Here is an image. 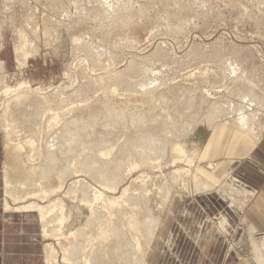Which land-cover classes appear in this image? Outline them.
I'll return each instance as SVG.
<instances>
[{
  "label": "rangeland",
  "instance_id": "374dc122",
  "mask_svg": "<svg viewBox=\"0 0 264 264\" xmlns=\"http://www.w3.org/2000/svg\"><path fill=\"white\" fill-rule=\"evenodd\" d=\"M109 4L113 5V12L118 11L119 7H122L126 4L129 9L130 19L126 22H122L121 24V21L117 20L113 16L114 14H116L115 12L111 13L112 10L110 9L106 13L103 12L102 9L106 8H102L98 0H0V61L2 62L4 67L2 71H0V129L2 127L1 118L3 116V112L8 111L12 113L13 110L17 109L18 104L20 103L22 104V106H24L23 110L27 111L26 114L28 115L34 109L36 111L37 108H40V110H37L39 114L42 113V115H45L46 113V119L45 116L42 117V115L40 114L39 117H41V119H38L39 121H35V124H33V128L34 126H38L40 128H34L35 132H37V129L39 131V133L37 132L38 134L35 133L36 136L34 135L35 137L38 136L36 140L31 137V133L24 132L23 134L26 133V136L24 137L21 133L22 131L20 130V128H18L19 126H17L19 123H16V130L14 131L17 135L14 136V139L21 137L18 140L22 141L23 139H27V141H36L35 143H33V147H29L31 150L26 145L27 149L25 148L23 152H21L22 156L30 154L29 156L36 157H33V160H35L34 163H37L39 155L41 157L43 156L41 152L42 149H39L40 151H38L37 139H39V141H43L42 139H49L48 141H50V138L53 136L51 134L57 133L60 130L59 128L63 126L62 124L71 122V120H69L71 119L70 116H72V120L76 118L77 115V118H82V120L85 119L84 121L89 120L90 117L88 116V113L93 109L91 107H88L89 105L94 108H96L97 106L98 108H100V106L102 107V105L100 104L103 103V105H110L109 107H113L112 109H115L116 111L119 110L120 112L125 111L126 108V110L130 109V111L125 112L127 114L129 112V115L130 112H137V114H140L144 111L142 115H145V121H147L148 119L150 120L151 117L152 120H150L151 122H149L151 123L152 127H155L157 125L156 118L158 120L160 119V121L165 120L169 125H171V123L180 124L177 118L178 115L176 116L174 114L182 112L184 106L181 108L180 105L177 106V112L175 111L176 105L180 104V102H182L183 105L184 103L188 105L190 104V102H192L191 106H189L190 108L193 107L192 109L186 107V109L189 110V114L191 116L194 113H200L202 115L208 113V111H211L210 109H213V106H215L214 101H216L215 104H218L219 107H223V104L226 105L227 101H230L232 100V98H234V95L237 101L239 100V97L237 99L238 95L236 94L237 91H235V82L238 80L239 76L236 80L235 77H233L232 74L229 73L230 70L227 67V63H230V65L234 64L233 66H236L240 69L242 68L244 72H247L246 75L248 77H245L249 80L251 78L249 82L250 88L255 89L254 93L256 92L255 95L261 99L262 107H264V0H110ZM94 6L96 8H94ZM85 12H87V14ZM34 28L36 29V31ZM30 32H33V34H31ZM115 32L116 35L114 34ZM22 37L26 38L24 39ZM21 46L24 48L17 52L16 48ZM90 47L92 49L91 51L89 49ZM35 49H37L38 52L35 51ZM88 49L93 54L95 60L93 59V57H91V53L90 55H87ZM97 50H100V52ZM22 53H27L28 57L25 61V65L21 67L19 66L17 58ZM128 66L130 67V70L131 68H133L134 70H131L130 72ZM214 75L216 78L214 77ZM245 77L244 81L242 79L244 83H238L236 86L240 87L242 85L246 87L248 84H246L245 82H247L248 80H246ZM103 78H105L106 80H103ZM93 79L96 83H94ZM119 80L124 82L126 81V83H120ZM88 81H91V83H88ZM101 82H103V84H101ZM133 82H138L137 84H152L151 86L153 88L148 85L150 87H148L150 90H148L147 92L149 93L154 89L156 90L155 94L165 93L167 97L165 103L163 101V106L161 105L162 102L161 104L160 102H157L159 104H156L155 101L152 104L151 102L149 103L147 100L149 99L150 101V98H144L145 100L143 99L142 101L145 103H143L141 101L143 91L138 87L136 88L137 84H134ZM23 83L27 84L28 88L8 95H3V90L5 89V87L17 90L19 85ZM154 83H157L158 85L156 84L155 86ZM96 84H99V87ZM126 84L128 86H126ZM100 86H104L102 88L103 91L101 89H96L100 88ZM110 86L113 87L111 88ZM129 86L131 87L129 88ZM134 87L139 90V92ZM160 87L162 89H160ZM245 87L240 88L246 89ZM80 88L82 92L85 93L86 91L87 93L86 95H84V97L82 96L84 93L82 94L80 92ZM167 88L171 91H169ZM199 88L202 89L200 90ZM82 89L85 90L83 91ZM95 89L97 91H95ZM205 89L207 92H204ZM113 90L116 92H114ZM137 92L139 94L141 92L142 93L139 95ZM200 92L203 93V95H201ZM208 92L210 93V96ZM78 93L79 97L77 95ZM132 93H135L137 95H133ZM155 94H152L150 96L151 99L156 96ZM16 96H19V98L15 99ZM169 96L171 99L168 98ZM196 98L198 102L204 99L201 103L204 107L201 108L202 106H200V110L197 109L198 106H195V103H197L195 102ZM96 99H98L97 103L95 102ZM83 100H85V104L87 103L88 106L87 104H84ZM168 100H170L169 103ZM146 101L148 102V104ZM134 104H137L138 106ZM153 104L154 110L157 111L158 108L160 110L158 109L157 112L154 111L152 109ZM208 104L211 106H209ZM72 105H75L76 108L72 107ZM142 105L146 107L142 108ZM155 105H158V107ZM159 105H161L162 107H159ZM66 106L68 108H66ZM78 106L81 109L82 107H84V109L78 110V112L83 111L85 115L83 113V115L80 114L81 112H77V109L79 108ZM171 106L172 108H174L172 109ZM194 107H196L195 111ZM43 108H45L46 112L45 110H43ZM72 108L76 110L74 111ZM134 108H136L137 111ZM87 109L88 112H85V110L87 111ZM186 109L184 108V110ZM41 110H43L45 113H43V111ZM65 110L69 111H67L66 113ZM133 110L136 112H134ZM173 110L175 112H173ZM187 110L186 112H188ZM202 110H205L206 112H202ZM148 111L150 113H148ZM161 111L163 113H161ZM186 112H184L185 115ZM48 113L50 114L49 118L51 119L47 117V115L49 116ZM86 114L89 118H85ZM161 114L163 118L160 117ZM200 114L198 116H202ZM224 114H222L223 116L221 115L220 117H226V115ZM62 115H64V118H66L65 120L67 122L63 120L64 118ZM60 116L62 119H58V117ZM42 118L45 122L42 120ZM257 118L259 123L255 122V126L257 125L256 129L259 126L262 127L261 131H259L261 135L259 142H261L264 137L263 108L259 111V115ZM50 120L52 122H50ZM54 120L57 121V123ZM60 121L63 123H61ZM107 121L108 120L104 116H99L97 117V119H95V121H93L94 127L91 125V129L89 128V131L93 134L88 131L90 135H92L90 136V139L94 142L96 141L97 143L98 141H109L113 145L122 144L123 142H125V144L123 143V145L126 146L127 142L125 139L133 136V133L136 130L134 132H131L132 130L127 129L126 126L129 125V122L126 121V119H123L121 124H116V126L113 122ZM160 121H158V124L160 123ZM147 122L140 123L142 125H138V127H141L143 129L144 125H146ZM149 122L147 123L148 126L150 125ZM152 123L156 124L153 125ZM12 124L13 126L15 125V123H11V126ZM192 125L193 123H190V126ZM109 126L112 133H110V135H112L113 137L108 133L110 132V130L108 129ZM120 126L121 129L126 128L128 133L125 129H122L121 131ZM151 126H149L150 129L152 128ZM220 126L222 127L221 124L217 126L216 134L213 137L212 135H210L211 129H208V127L204 124L202 126H199V130H197L199 132H197L198 135L197 133L195 134L198 137L200 135V140L205 142V144L210 143L211 145L212 141L215 138H217V141L218 138L224 140V137L226 136L224 135L223 137L222 133L227 132V130L222 132L220 130ZM15 127L12 128L15 129ZM42 127L45 129H43ZM112 128H115V130H113ZM150 129L148 130L149 132H153L154 134L160 133V131L156 128V130H153L152 128V131ZM193 129H195L194 126ZM117 130L119 134L117 133ZM125 132L126 134H124ZM113 133L115 136L113 135ZM39 135H41L42 137ZM196 135H193V137ZM48 136L50 138H48ZM123 136L125 137V139ZM197 136L194 137V139L197 138ZM197 139L199 140V138ZM217 141V146L214 147V150L210 153L207 160L210 163L218 164V166H216V169H218L219 171L215 169L216 171L214 173L213 170L211 171L205 169L204 164H199L198 162H196L197 160H195L194 162L198 164L196 165V163H194L192 169H196L198 167L204 168L205 174L208 175V177H211L213 182L218 185H223L225 183V179L218 178L221 174V169L223 168V164L220 163H227V161H229L230 159L239 157L240 150L242 154H246V150H244V147L240 145L239 139L237 137L232 140L233 143L224 141H220L217 143ZM2 142V132L0 130V165L5 160L3 150L4 142L3 144ZM118 146L120 148L122 147L121 145ZM117 147L113 149H116V152L112 151L115 154L111 152L112 155L114 154V157H118L119 155V153L117 152L119 148L117 149ZM84 151L87 152L86 150H83V152ZM236 151L238 152L236 153ZM31 153H33L34 155ZM169 154V151H165L163 154H161L160 158L158 156L157 159L156 156H151L152 159L155 158L157 160H152V163L157 162V166H155V168L153 167V169L151 167H140V169H136V171L134 170V173H132L131 171L127 174H124L126 177L124 176L122 187L123 184H125L124 187L129 186L131 188L130 194L132 191L135 192H132V195H138L140 193V191L136 192L137 186L138 190H140V188L143 189L145 186V188L148 187L147 189H149V187L150 189L151 187L153 188V191L149 189L151 192V194L149 195V199L151 201L149 200V202L153 203H149V205H151V210L154 211L153 215H156L155 217H157L158 214H160L158 215V217H162V210H165L166 206H164L160 202V196L156 192V187L153 185L165 180L163 178L168 177V174L172 173V171L174 170V167L171 166L170 163L171 155ZM114 157L111 156L110 159ZM41 159L42 158L39 159L40 163ZM158 159H161V162L163 164L161 162L158 163V161H160ZM168 159H170V161ZM165 160H167L168 163H166ZM164 165H166V167ZM180 165L184 164L181 163ZM219 166H221V168ZM141 168L142 170L146 168L144 170L145 172H143ZM160 168L161 170H159ZM183 168L187 169V167ZM0 170V264H44V252L42 248L45 244L48 243L56 249V260L52 264H66L67 262L64 261V263L61 260L62 254L60 252L59 244H66L65 238L67 237L69 232L73 233L77 230L86 229L85 225L88 211L84 210L83 208H80V210L78 208H74L73 206H77L75 205L74 201L70 197L67 198V196L61 195L65 192V187H63L62 190L57 193L60 194H58L59 197H64L62 199H64L67 207V209H65V214L69 217V219L62 226L63 232L65 231L64 236L58 237L57 239H43L40 235L38 215L35 212L29 211L27 213H18L17 211L12 210L3 212V203L6 199L3 194L1 166ZM140 172L143 174H140ZM148 173L151 175H149ZM140 176H142V178H146L148 176V179L146 178L143 180ZM78 178L84 179V176L82 175ZM55 181L53 180V182ZM142 181L145 182L143 183ZM137 182L141 183L143 186L139 184L141 186L140 187ZM54 184H56V182L53 183V185ZM131 184H133V186ZM135 185L137 186L134 187ZM132 187L135 189L133 190ZM92 188L96 189V186L93 185ZM177 191L181 193L180 190ZM58 195L55 194V196L57 197ZM150 196L152 199L150 198ZM214 196H216L217 198H212L213 196L206 194L205 196L203 194H198L193 197H183L180 202L176 203L175 201H173L170 205H168L169 207L167 206L168 214L170 215L175 209L174 216L176 218V221L172 222L173 224H171L172 232L170 231V238L172 241L161 251L156 264H211L213 262L214 264H223L224 255L229 249L234 251L237 250L236 255L246 261L250 260V258H253L251 246L249 247L250 244H248V237L246 234L248 231L247 226L250 223L246 226V224L243 223L242 220V218L244 219L247 214V206L245 207V205L249 203L248 201H250L252 197L251 192L248 190V194L245 195L244 193H241L238 194V196L235 195L234 197L236 204H241L240 206L242 207V211H237L236 209L231 208L237 211L236 213L239 217V235L237 237L238 239L234 243L229 240V237H227V240L224 241L223 236L217 235L216 226H214L215 221H207L209 218H213V210L216 207H218V209H222L224 207L226 208L225 201H227V199L224 198L225 201L222 199H220L219 201L216 193H214ZM51 197L54 198V195ZM155 200L157 201L153 202ZM71 203L74 204L71 205ZM42 204L45 205V203ZM223 210L224 212H227V208L226 210ZM246 221L249 222L250 220ZM205 222L210 223L206 224ZM206 229L209 230L208 232H210L211 238L212 240L214 239V242L209 240H201L200 236L202 235V233H204V231L207 232ZM241 238H243L244 240L242 241ZM197 242H199L198 244L200 245H204V251H206L205 256L200 253L194 254L195 245L197 244ZM211 253H214L215 255L211 257Z\"/></svg>",
  "mask_w": 264,
  "mask_h": 264
},
{
  "label": "bare ground",
  "instance_id": "6f19581e",
  "mask_svg": "<svg viewBox=\"0 0 264 264\" xmlns=\"http://www.w3.org/2000/svg\"><path fill=\"white\" fill-rule=\"evenodd\" d=\"M21 1H23V0H21ZM109 1L110 0H98L101 7L106 8V9H102L104 13L108 12L109 9L112 10L111 13L115 12V11L113 12V9H112L113 5H110ZM11 4H13V3H11ZM94 8H96V7L94 6ZM85 13L87 14V12H85ZM115 13L116 14H114L113 16L117 20L121 21V24H122V22H126L130 19L129 9H128V6L126 4L123 5L122 7H119L118 11H116ZM118 27H119V24H118ZM35 31H36V29H35ZM112 32H114V31H112ZM31 34H33V32ZM114 34L116 35V32ZM114 34H113V36H114ZM22 38L25 39L26 37H22ZM33 38H35V37H33ZM108 41H110V40H108ZM77 43H78V41H77ZM102 46H103V44H102ZM104 46H105V44H104ZM117 46H118V44H117ZM91 47L89 48L90 51L92 50ZM22 48H24V47H22V46L17 47L16 51L19 52ZM89 49L87 50V55L88 54L90 55V53H91L89 51ZM98 49H99V47H98ZM35 51H37V49H35ZM97 51L100 52V50H97ZM85 52H86V50H85ZM106 53H107V50H106ZM101 54H103V53H101ZM95 55H96V53H95ZM27 57H28L27 53H22L20 56H18L17 59H18L19 66L22 67L25 65V61H26ZM91 57H93V54ZM93 59H94V57H93ZM100 60H102V59H100ZM233 65H230V63L229 64L227 63V67L230 70L229 73L232 74V76L235 77L236 80H237L238 76H239V78L241 76V78L240 79L238 78V80L235 82V88H236L235 91H237V93H236L238 95L237 99L239 97V100L236 101V99H235L236 97L234 95L233 96L234 98H232L233 101L232 100L227 101L226 105L223 104L224 105L223 107L222 106L219 107L218 104H215L216 101H214L215 103L214 102L213 103L215 106H213V109H210L211 111H208V113H205L204 115L199 113L202 116H198L199 115L198 113H196V114L194 113L193 115L190 116L189 110H187L186 107L191 106L192 102H190V104H188V105L186 103H184V105H183L182 102H180V104L176 103L177 104L176 108H175L176 112L178 109L177 106L180 105L181 108L184 106V108L188 111V112H186V110H184V108H183L184 112H186V115H189V116H186L184 114L183 110H182L183 114H182V112L181 113L178 112V114L174 113L176 116L178 115L177 118H178L181 125L180 124H172L171 122H169V123H171V125H169L168 122H166L165 120L160 121V119L158 120L156 117H154V118H156L157 125L155 127H152L151 123H150L151 122L150 120H152V118L150 117V114H149L150 120L149 119L147 120L148 122L150 121L149 126H151L153 128V130L155 128L157 130H159L160 131L159 134H154L153 132L148 131L150 129V127L147 125L148 122L145 121V119H144L145 115L144 114L142 115V113L144 111L141 113L139 112L142 115L141 116L140 114H137V112H136L137 110H136V108H134L136 111H134V110L133 111L136 113L130 112V115H129V112H128V114L125 113L126 111H130V109H128V108H127L128 110H126V108H125V111H123L124 112L123 113V112H120L119 110H118L119 111L118 112L115 109H112L113 107L112 108L109 107L110 105L109 106L103 105V103L102 104L99 103L100 105H102V107L99 105L100 108H98V106L96 108H94L90 105L88 106V104L86 103L88 107L93 108L92 110H90V108H89L90 112L88 113V116L90 118L86 114L85 118L88 117L89 120L84 121L85 119L82 120V118L81 119L77 118L78 115L76 118H74L72 120V116L69 115L71 117V119H69V120H71V122L70 123H64L65 125L62 124L63 126H61V128H59L60 130L57 133H55V134L50 133L51 135H53L51 138L48 136V138H50V141H48L49 139L48 140L42 139L43 141H41V140L39 141V139H37L38 151H40L39 149H42L41 152H42L43 156L41 157L38 154L39 155L38 158L39 159L42 158L41 163H40L39 159H38L37 163H34L35 162V160H33L34 156L31 157V156H29L30 154L29 155L27 154L26 156L21 155V152H23V150L26 148V145L28 148L33 147V145H34L33 143H35L36 141L35 142H33L32 140L27 141V139H25V140L23 139L22 141L18 140L21 137L14 139V136L17 135V134H15L16 132L14 131V130H16L15 126H16V123L17 124L19 123L17 126H19L18 128H20V130L22 131L21 132L22 135L25 137L26 133H31V135H32L31 137H33L36 140V138L38 136L35 137L36 136L35 133H37V132L39 133V131L37 129V132H35L34 128L38 127V126H34V128H33V124H35V121L36 122L39 121L38 119H41V117H39V116H40V114L42 115V113L39 114V112L37 111L38 109L40 110V108H37L36 111H35V109L34 110L32 109L34 112L33 111H31L30 113L28 112L29 113V115H28V114H26L27 111L23 110L24 106H22V104L20 103V104H18L17 109L13 110L12 113H10L8 111H4L3 116L1 118V126L2 127L0 129L2 132V138H3V142H4V144H3V142H2V144H3V150H4V156H5L4 162H2V164L0 165L1 169H2L3 194H4V197L6 199L3 203V209H4L3 212H6L8 210L17 211L18 213H23V212L27 213L29 211L35 212L38 215V219H39L38 223H39V227H40L41 238H43V239H57L58 237L64 236L65 231L63 232L62 226L69 219V217L65 214V209H67V207H66V203H65L64 199H62L64 197H62V196L59 197L60 194L57 193L60 190H62L63 187H65V189H64L65 192H64V194H61V195H65V196H67V198L70 197L74 201L75 205H77V206H73V207L78 208L79 210H80V208H83L84 210L88 211V215H87V220H86V225H85V228L87 230L86 229H84L85 231L84 230H77L73 233L69 232V234L65 238L66 244H59L60 252L62 254V257H61L62 262L65 261L68 264H156L158 256L161 253V251L164 249V247L166 245L168 246V244L172 241L170 238V234L172 232L171 231V224H173L172 222L176 221V218L174 216V214H175L174 210L175 209L172 212L173 214L171 213V215H170V214H168L167 206L170 205L173 201H175L177 203V202H180V200H182L183 197L188 198L190 196L193 197V196L198 195V194H203L204 196H205V194L214 196V193H216L219 200L222 199L225 201V199H227L228 202L225 201V206L227 207V209H230L232 212H235V213L239 210L242 211V207L240 206L241 204L237 205L234 197H235V195L238 196V194H241V193H244L245 195L248 194V189L245 187V185L240 180H238V178H236L234 176L233 172L235 171V168L237 167V163L236 162H227V163L222 162V163H220V164H223V168L221 169V174L218 172L220 174L219 177L216 174L215 175L218 178L225 179V183L223 185L222 184L218 185L215 182H213L211 177H208V175L205 174L204 170L205 169H208L211 171L213 170V172L215 173V171L218 170V169H216V166H218V164L208 162L207 159L210 155V146L211 145H210V143L205 144V142L200 140L201 139L200 135H199V137L197 136L199 133L197 131V130H199L198 129L199 126H202L203 124L206 125L208 127V129H211L210 135H212V137H213L216 134L217 126L221 124L222 127L220 126L221 127L220 130L222 132L227 130V132L222 133L223 137H224V135H226L224 137L225 142H232V140H234L236 137L239 139V141H242V143H244V144H257L259 142V140L261 138L259 131H261L262 127L259 126L256 129L257 125L255 126V124L259 123L258 118H257L259 115V111L262 110V108L264 110V107H262V103H261L262 101L259 97H257L255 95V93H256V92L254 93L255 89L250 88L249 82H250L251 78L249 80V79H246V77H245V76H247L246 75L247 72H244L242 70V68L240 69V68L233 66ZM132 66H133V63H132ZM237 66H238V64H237ZM3 68H4L3 64L0 61V71H2ZM131 70H134V69L131 68ZM131 70L129 67L130 72H131ZM223 70H224V68H223ZM213 73H215V72H213ZM222 76H223V74H222ZM3 77H5V76H3ZM214 77H215V75H214ZM244 77L246 80H248L247 82H245L246 84H248L247 85L248 87L241 85L240 86L241 88H243V87L246 88V89H241L240 87H238L236 85L238 83L243 84L244 83L243 82ZM100 78H102V77H100ZM105 78H103V80ZM242 79H243V81H242ZM98 80H99V78H98ZM121 80H123V79H121ZM121 80H119V82L123 83L124 81H121ZM101 81H102V79H101ZM107 82H108V80H107ZM88 83H91V81L90 82L88 81ZM94 83H96L95 80H94ZM124 83H126V81ZM137 83H134V84H137ZM101 84H103V82H101ZM154 84L156 86L157 83H154ZM154 84H153V86H154ZM148 85H149V83H142V84L136 85V88L138 87L140 90L143 91V94L141 96L142 97L141 101L144 98H147V99L150 98V101H149V99L147 100L149 103L151 102V104H152L155 101L156 104H159L157 102H160V104H161V102H162L161 105L163 106V101L165 103V100L167 97L166 94L165 93L155 94L156 90L154 89L151 92H152V94H155L156 96L155 97L152 96L153 99H151L150 96L152 94H151V92L149 93L147 91L150 90L149 86H151L152 84L149 86ZM159 85H161V84H159ZM164 85H166V84H164ZM126 86H128V85L126 84ZM161 86H163V85H161ZM103 87L100 86V88H96V89H101L103 91V89H102ZM130 87L131 86H129V88ZM26 88H28V85L24 84V83L20 84L17 90H13L11 88L5 87V89L3 90V95L15 93L19 90L26 89ZM90 88H92V87H90ZM168 88H169V86H168ZM93 89H94V87H93ZM96 89H95V91H97ZM160 89H162V88L160 87ZM199 89H198V91H199ZM82 90L84 91L85 89H82ZM137 91L139 92V90H137ZM169 91H171V90H169ZM169 91H168V95H169ZM80 92L82 94L84 93L81 91V88H80ZM114 92H116V91H114ZM204 92H207L206 89ZM175 93H176V91H175ZM86 94L87 93L85 91V93L82 96L84 97V95H86ZM132 94L134 95L135 93H132ZM77 95L79 97V93ZM135 95H137V94H135ZM201 95H203V93H201ZM207 96H205V97H207ZM209 96H210V93H209ZM17 98H19V96L15 97V99H17ZM113 98H114V96H113ZM168 98L171 99L170 96ZM172 99H175V98H172ZM198 99H199V97H198ZM205 99H207V98H205ZM85 100H83L84 104H85ZM97 100L98 99L95 100L96 103H97ZM169 101L170 100H168V103H169ZM202 101L198 102L197 98H196L195 102H197V103H195L196 105L195 104L194 105L196 107L198 106L197 109H199L200 106H202L201 108L204 107L201 104ZM82 102H80V103H82ZM130 102H132V101H130ZM148 102H147V104H148ZM110 103H111V101H110ZM143 103H145V102H143ZM113 104H115V103H113ZM117 104H118V102H117ZM147 104H146V106H147ZM95 105H93V106H95ZM123 105H124V103H123ZM134 105L138 106L137 104H134ZM161 105H159V107ZM166 105H167V103H166ZM205 105H207V104H205ZM153 106H154V104L152 105V109L154 110ZM155 106L158 107V105H155ZM209 106H211V105H209ZM72 107H75V105L74 106L72 105ZM88 107H86V108H88ZM143 107L144 106L142 105V108ZM196 107H194V111L196 110L195 109ZM66 108H68V107L66 106ZM69 108H70V106H69ZM79 108L77 109V112H78V110L84 109V107H82V109L81 108L79 109ZM171 108H172V106H171ZM192 108H190V109H192ZM72 109L74 111L76 110L74 108H72ZM146 109H145V111H146ZM158 109H157V111H158ZM165 109H167V108H165ZM43 110H45V108H43ZM43 110H41V111H43ZM122 110H123V108H122ZM208 110H209V108H208ZM28 111H30V110H28ZM67 111H69V110H67ZM67 111H66V113H67ZM154 111H156V110H154ZM162 111H163V109H162ZM162 111H161V113H163ZM175 111L173 110V112H175ZM191 111H190V113H191ZM204 111L202 110V112H204ZM45 112H46V110H45ZM45 112L43 111V113H45ZM79 112H81V111H79ZM85 112H88V109H87V111L85 110ZM82 113H83V111L80 114H82ZM148 113H150V112L148 111ZM224 113H226V114H224ZM70 114H71V112H70ZM222 114L226 115V117L224 116L225 118L224 117L221 118L220 116ZM45 115H46V113H45ZM45 115H42V117ZM62 116L64 118V115H62ZM99 116H104L108 121L113 122L115 124V126H116V124L120 125L121 122L123 121V119H126V121L129 122V125L127 124L128 126H126L127 129L132 130L131 132H134L135 130L136 131L133 133V136H130L127 139H125V137L123 136L127 142L126 146L123 145V143L125 144V142H123L122 144H117V145L114 144L113 145L109 141H106V142H104V141L99 142L98 141V143H97L96 141L94 142L90 139V136H92V135H90V133H92V132L89 131V128L91 125L93 126V124H94L93 121H95V119H97V117H99ZM47 117L49 118L50 114H49V116L47 115ZM160 117H162V114L160 115ZM59 118H61V116L58 117V119ZM45 119H46V116H45ZM49 119H51V118H49ZM65 119L66 118H64L63 120H65ZM67 119H68V116H67ZM42 120H43V118H42ZM158 121H160L159 124H158ZM50 122H52V121L50 120ZM55 122L57 123V121H55ZM65 122H67V121L65 120ZM144 122H147L146 123L147 127H146V125H144V128H146V129L143 128L145 131L141 127H138V125L139 126L142 125L140 123H144ZM154 122H155V120H154ZM11 123H15V125L13 126V124H12V126H11ZM61 123H63V122H61ZM156 123H154V124H156ZM190 123H193V125L190 126ZM40 124H42V123H40ZM48 125H49V123H48ZM59 125H61V124H59ZM43 126H45V125H43ZM193 126L195 129H193ZM12 127H15V129H13ZM122 127H124V126H122ZM18 128H17V130H18ZM43 129H45V128H43ZM43 129H41V130H43ZM108 129L110 130V126ZM116 129H118V128H116ZM120 129H121V126H120ZM122 129L123 130L125 129L127 131L126 128H122ZM122 129H121V131H122ZM113 130H115V128ZM24 132H26V133L23 134ZM108 133L110 135L111 130ZM117 133H118V130H117ZM127 133H128V131H127ZM195 133H197V135ZM124 134H126V132ZM47 135H49V134H47ZM101 135H103V134H101ZM113 135H114V133H113ZM121 135H123V134H121ZM121 135H119V136H121ZM193 135H196L197 138H199V140L197 138L194 139V137H196V136L193 137ZM39 136H41V135H39ZM110 136H112V135H110ZM191 136H192V138H191ZM45 137H46V135H45ZM95 140H98V139H95ZM118 145H121L122 147L120 148ZM116 147H117V149L119 148V150L117 151L119 153V155L117 154L118 157H114L115 153L112 152V151L116 150V149L113 150ZM83 150H86L87 152H85V151L83 152ZM165 151H169V153H170L169 155H171V157H170L171 161H170V159H168V160L170 161L171 166L174 167V170L172 171V173L168 174V177L163 178L165 180H163L162 182H160L158 184L153 185L156 187V192L160 196V199H159L160 202L164 206H166L165 210H162V212H163L162 217H158V215H160V214H158L157 215L158 218H157V217H155L156 215L155 216L153 215L154 211L151 210V205H149V203H150L149 202V200H150L149 195L151 194L150 190L153 191L152 190L153 188L151 187V189H150V187H149V189H150L149 190V189H147L148 187L145 188L146 187L145 186L143 189L140 188V190H138V186L135 185L134 187L137 186L136 192L140 191V193L138 195H132V192H134V191H132L130 194L131 188L129 186L124 187L125 184H123V187H122V183L124 181V176H125L124 174H127L131 171H132V173H134L133 171L134 170L136 171V169H140V167H151L152 169H153V167L155 168V166H157L156 165L157 162L152 163V160H154L155 158L152 159L151 156H156V159L158 158V156L160 158L161 154H163ZM111 152L114 154L112 155ZM31 154H33V153H31ZM111 156H113L114 158L110 159ZM34 158H36V157H34ZM161 159H158V160H160V161H158V163L163 160V159L162 160ZM195 160H197L196 162H198L199 164H204L205 169L202 167L201 168L195 167L196 169H192L193 164L196 163V162H194ZM165 161H166V163H168L167 160H165ZM181 163H183L184 165H180ZM198 163H196V165ZM164 164H165V162H164ZM164 166L166 167V165H164ZM161 167H163V166H161ZM183 167H187V169L183 168ZM219 167L221 168V166H219ZM145 169L142 170V168H141V170L143 172H145L144 171ZM159 170H161V168ZM140 174H143V173L140 172ZM82 175L84 176V179H79L78 177L82 176ZM146 175H147V173H146ZM146 175H144V176H146ZM149 175H151V174H149ZM140 177L142 178V176H140ZM146 178L148 179V176ZM146 178H142V179L144 180ZM166 178H168V179H166ZM53 180L54 181L56 180L55 181L56 184H54V185H53V183H55V182H53ZM139 182H137L138 185L141 184ZM142 182L144 183L145 181H142ZM93 185L96 186V189L92 188ZM131 185L133 186V184H131ZM146 185H148V184H146ZM226 185H227V187H226ZM134 189L135 188H133V190ZM177 190H180L181 193H179ZM55 194L56 195L59 194L58 197L55 196ZM53 195H54V198L51 197ZM150 198H151V196H150ZM72 200H70V201H72ZM156 201L157 200H155L153 202H156ZM185 201H187V200H185ZM188 201H189V199H188ZM42 203H45V205ZM74 203H71V205ZM150 204H153V203H150ZM247 205L248 204H246L245 207ZM152 207H154V206H152ZM231 208H234L237 211L234 209H231ZM160 210H161V208H160ZM31 217H33V216H31ZM242 220H243V223L246 224V226L250 223L247 226L248 231L246 234H247L248 240L247 239L246 240L248 241V244H250L249 247L251 246L253 258H250V260L246 261V260L241 259L237 256V261L243 262V263L245 262L247 264H264V229L255 220L252 219L248 210H247V214H246L245 218L244 219L242 218ZM246 220H250V221L248 222ZM220 221H225V220L220 219ZM218 224H220V223H218ZM218 229H219V232L217 231L218 235L220 233L224 232L222 226L219 225ZM243 240L244 239L242 238V241ZM42 249L44 252V260H43V262L45 261L44 264L54 263V261L56 260V255H55L56 249L49 243L45 244Z\"/></svg>",
  "mask_w": 264,
  "mask_h": 264
},
{
  "label": "crops",
  "instance_id": "0c3cea01",
  "mask_svg": "<svg viewBox=\"0 0 264 264\" xmlns=\"http://www.w3.org/2000/svg\"><path fill=\"white\" fill-rule=\"evenodd\" d=\"M216 141H217V138H215L212 141L211 146H210V153L214 150V147L217 146ZM220 141H224V140L218 138L217 143ZM228 143H233V142H228ZM239 143L241 146L244 147L243 149L246 150L245 152L246 154H242L240 150L239 157L235 159H230L227 162L237 163V167L235 168V171L233 172L234 176L238 178V180H240L252 194V197L246 209L248 210L252 219L255 220L264 229V137L261 140V142H258L257 144H244L241 141H239ZM237 152L238 151H236V153ZM210 196H213V195H210ZM214 197L215 196H213L212 198ZM226 208L224 207L222 209H218V207H216L213 210V216H212L213 218H209L207 221H215L214 226H216V230L218 232H219L218 226L219 225L222 226L224 232L220 233L219 235L217 232V235L223 236L224 241H226L227 237H229V240L234 243L238 239L237 237L239 235L238 233L239 217L237 213L232 212L231 210L229 211V209H227V212H224L223 209L226 210ZM220 219H224L225 221H220ZM205 223L207 224L210 222H205ZM206 230L207 232L204 231V234L202 233V235L200 236L201 240H209V241L214 242V239L212 240L211 238L210 232H208L209 230L208 229ZM198 243L199 242H197V244L195 245L194 254L200 253L203 256H205L206 251H204V245L203 244L200 245ZM236 254H237V250L234 251V250L229 249L227 253H225L224 255L223 264H247L245 262L244 263L238 262ZM214 255H215L214 253L210 254L211 257ZM211 264H214V262Z\"/></svg>",
  "mask_w": 264,
  "mask_h": 264
}]
</instances>
